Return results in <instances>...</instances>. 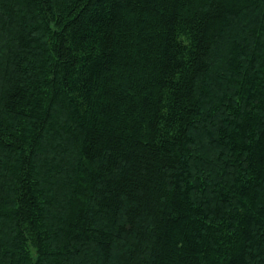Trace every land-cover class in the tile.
I'll return each mask as SVG.
<instances>
[{"label":"trees","instance_id":"trees-1","mask_svg":"<svg viewBox=\"0 0 264 264\" xmlns=\"http://www.w3.org/2000/svg\"><path fill=\"white\" fill-rule=\"evenodd\" d=\"M0 264H264V0H0Z\"/></svg>","mask_w":264,"mask_h":264}]
</instances>
